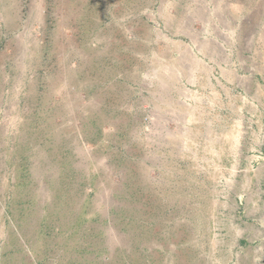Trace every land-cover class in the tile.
Wrapping results in <instances>:
<instances>
[{
	"label": "rangeland",
	"instance_id": "374dc122",
	"mask_svg": "<svg viewBox=\"0 0 264 264\" xmlns=\"http://www.w3.org/2000/svg\"><path fill=\"white\" fill-rule=\"evenodd\" d=\"M0 264H264V0H0Z\"/></svg>",
	"mask_w": 264,
	"mask_h": 264
}]
</instances>
